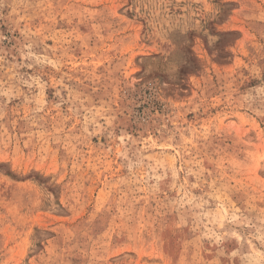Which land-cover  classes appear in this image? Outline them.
I'll use <instances>...</instances> for the list:
<instances>
[{"label": "rangeland", "instance_id": "rangeland-1", "mask_svg": "<svg viewBox=\"0 0 264 264\" xmlns=\"http://www.w3.org/2000/svg\"><path fill=\"white\" fill-rule=\"evenodd\" d=\"M0 264H264V0H0Z\"/></svg>", "mask_w": 264, "mask_h": 264}]
</instances>
